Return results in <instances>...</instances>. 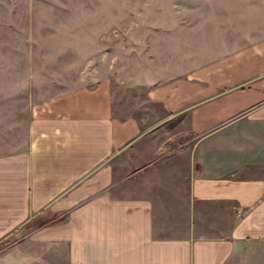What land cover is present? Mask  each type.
I'll use <instances>...</instances> for the list:
<instances>
[{"label": "crops", "instance_id": "0c3cea01", "mask_svg": "<svg viewBox=\"0 0 264 264\" xmlns=\"http://www.w3.org/2000/svg\"><path fill=\"white\" fill-rule=\"evenodd\" d=\"M221 36L142 42L168 54L127 84L160 109L147 128L115 116L113 68L24 111L0 100L20 109L0 135V243L19 237L0 264H264V84L238 89L264 54Z\"/></svg>", "mask_w": 264, "mask_h": 264}, {"label": "rangeland", "instance_id": "374dc122", "mask_svg": "<svg viewBox=\"0 0 264 264\" xmlns=\"http://www.w3.org/2000/svg\"><path fill=\"white\" fill-rule=\"evenodd\" d=\"M212 30L231 55L243 46L252 54L255 42L264 54V0H0V87H6L0 100H20L24 111L66 90L108 81L113 68L115 116L135 117L147 128L160 109L145 104L144 91L127 84L133 71L151 74L150 51L168 56L166 47L148 37H204ZM260 81L263 85L264 73L238 89L252 90ZM19 110L1 104L0 135L10 113ZM18 238L0 243V261Z\"/></svg>", "mask_w": 264, "mask_h": 264}]
</instances>
